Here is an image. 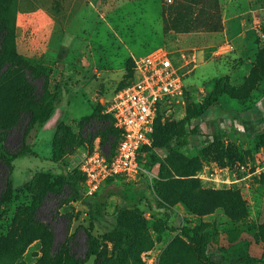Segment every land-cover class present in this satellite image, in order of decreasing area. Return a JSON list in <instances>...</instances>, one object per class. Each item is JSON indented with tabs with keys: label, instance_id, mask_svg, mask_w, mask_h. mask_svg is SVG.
<instances>
[{
	"label": "rangeland",
	"instance_id": "1",
	"mask_svg": "<svg viewBox=\"0 0 264 264\" xmlns=\"http://www.w3.org/2000/svg\"><path fill=\"white\" fill-rule=\"evenodd\" d=\"M7 1L0 21L18 59L0 56V134L9 150L37 155L0 165V264H96L120 238L111 230L117 221L135 230L119 264H222V251L239 240L264 255V0ZM158 45L182 67L183 99L163 105L140 177L99 192L109 193L108 221L93 224L70 154L95 143L56 110L75 90L92 106L86 117L110 119L102 109L131 83L134 56ZM199 115L215 125H201ZM232 117L241 127L221 121ZM196 124L189 144L177 140ZM185 224L212 233L214 263L200 258Z\"/></svg>",
	"mask_w": 264,
	"mask_h": 264
},
{
	"label": "built area",
	"instance_id": "2",
	"mask_svg": "<svg viewBox=\"0 0 264 264\" xmlns=\"http://www.w3.org/2000/svg\"><path fill=\"white\" fill-rule=\"evenodd\" d=\"M233 46L229 44L220 52L225 53ZM185 91L182 67L166 45H158L145 54L134 56L133 79L127 86L112 96L108 112L114 126L120 131V141L110 153L101 146H88L74 158L84 176L83 194H96L108 179L137 180L143 167L139 155L146 145L153 142L155 121L163 107L173 99H183ZM234 128L241 127L240 117L221 119ZM203 126H214L215 121L200 119Z\"/></svg>",
	"mask_w": 264,
	"mask_h": 264
},
{
	"label": "trees",
	"instance_id": "3",
	"mask_svg": "<svg viewBox=\"0 0 264 264\" xmlns=\"http://www.w3.org/2000/svg\"><path fill=\"white\" fill-rule=\"evenodd\" d=\"M8 3L9 2L7 0H0L1 6L7 7ZM0 29H2V33H0V56L2 55L4 57V64H14L17 61L18 56L15 55L16 46L12 40L13 33L11 30H9V28L5 26L2 21H0ZM7 39L10 40L8 44L6 42ZM109 115L110 119L113 121L111 114ZM198 118V120H200L203 117L199 115ZM85 119L86 120H83L81 123L82 139L87 141L88 143H91L98 134H101L103 136L104 132H107L111 135H105V138L101 142L102 148L105 149V147H109L113 152L120 141L121 136L118 138V135H120L119 129H117L116 127L113 128L109 123L110 119H108V117H106L105 115H92ZM15 127L18 126L16 125L13 128ZM13 128L11 127V129ZM198 132L199 128L198 124H196L195 126H191L188 129H183L177 134L176 138L179 142L183 144H189L191 136L197 134ZM59 133H61V131L60 129H57L53 143L56 140L57 136H59ZM152 137L154 142V132L152 134ZM6 138L7 134H0V165H5L8 168L12 169L14 160L17 157L26 155H37V152L31 147H22L17 151L9 150V148L6 146ZM151 146L152 144L144 146L142 149V153L145 151V149H150ZM142 153L139 155V161L141 165L143 164ZM70 165L72 166L73 164L71 163ZM76 167L78 166H73V168ZM5 180L6 184L8 185L7 177L5 178ZM67 180H70V178H67ZM110 181H114V179H108L106 184ZM106 184L104 185V187L106 186ZM104 187H102L96 194L91 196H84L83 198V202L86 204L89 210L90 221L93 224L97 223L99 225H102L108 221L106 212V198L108 197L109 193L106 192V194H104L102 197H97L99 192ZM156 201L159 207H166V204L158 198H156ZM110 224L112 226L111 230L119 233L120 238L115 244L112 254L109 256H99L96 264H119L124 253L129 249L132 242L134 241L135 230L132 226L118 221ZM181 230L185 234L191 235L199 239L201 243L200 258L208 263H214L208 253L209 244L212 241V233L207 230H201L199 228H195L187 224L183 225L181 227ZM219 262L222 264H264V255L259 256L254 254L253 252H251L247 241L239 240L230 244L222 251L221 259Z\"/></svg>",
	"mask_w": 264,
	"mask_h": 264
},
{
	"label": "crops",
	"instance_id": "4",
	"mask_svg": "<svg viewBox=\"0 0 264 264\" xmlns=\"http://www.w3.org/2000/svg\"><path fill=\"white\" fill-rule=\"evenodd\" d=\"M111 100V99H110ZM109 100V102H110ZM109 105V103H108ZM108 105L106 109H102V112L108 113ZM59 110H56V114L58 118L61 117V111L63 112V120L65 124L70 125L74 134H77L81 136L82 129H81V123L83 120H86V115L90 114L92 112V106L88 104L87 102L83 103L82 100L77 98V91L71 90L68 93V100L66 103H62V106L58 108ZM59 111V112H58ZM92 116V115H91ZM85 117V118H84ZM94 120V119H92ZM101 134H98L94 138L95 145H99L101 140ZM87 142V141H86ZM100 146V145H99ZM78 152L74 154H70V162L75 166L74 158H78Z\"/></svg>",
	"mask_w": 264,
	"mask_h": 264
},
{
	"label": "water",
	"instance_id": "5",
	"mask_svg": "<svg viewBox=\"0 0 264 264\" xmlns=\"http://www.w3.org/2000/svg\"><path fill=\"white\" fill-rule=\"evenodd\" d=\"M78 157V156H77Z\"/></svg>",
	"mask_w": 264,
	"mask_h": 264
}]
</instances>
